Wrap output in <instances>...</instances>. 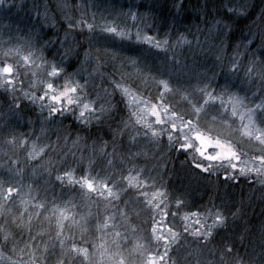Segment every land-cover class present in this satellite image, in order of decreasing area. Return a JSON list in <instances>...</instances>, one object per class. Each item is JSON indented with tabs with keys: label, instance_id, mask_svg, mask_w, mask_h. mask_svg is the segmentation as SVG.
I'll return each mask as SVG.
<instances>
[{
	"label": "trees",
	"instance_id": "16d2710c",
	"mask_svg": "<svg viewBox=\"0 0 264 264\" xmlns=\"http://www.w3.org/2000/svg\"><path fill=\"white\" fill-rule=\"evenodd\" d=\"M92 7L83 9L85 19H92L97 25H102L101 20L112 23L115 21L120 26H126V21L129 24L133 23L127 15H116L115 9L106 8L107 3H101V0H91ZM119 7L132 5V10H137L140 13H148L150 17L149 28L151 32H156L160 40L168 39L172 43V47L168 51H162L156 48H147L148 46L143 42L139 43L137 40H128L117 37L115 34L104 32L97 27L94 31L88 30H72L67 29V23L64 19V12L56 7V0H30V7L26 8L25 13L16 12V8L23 3V0H12L9 4V12L7 14L8 20H12L15 26L26 27L27 31L37 30L33 34L32 41H28L22 37L15 35L12 40L3 41L0 38V47L22 48L23 52L32 51L36 56H43L49 64L54 62L63 72L61 75L70 77L74 83L86 85L87 89L82 87L86 98L91 99L96 105L97 110L91 117V122L80 123L78 121L72 122V126L68 129L64 127V122L70 119V116L61 118L60 116H53L46 123L44 116L48 113L37 110V106L31 100L23 96V89L18 85L15 95L8 90H0V121H6L7 126L15 127L20 131L32 133L30 128H34L37 132L42 125L47 126L48 130H56L61 133V140L63 144L70 143L73 131L79 137L87 139L85 145L91 148L92 137L89 132L100 131L102 122L106 119L112 126L108 140L118 142L119 144L132 143L129 136H137L139 141L146 142V148H142V155L133 158L134 152L132 149L126 152L123 148H118L119 154L123 155L124 159L120 162H115L114 172L121 168L129 170L128 166L131 163L137 164L140 169H144L146 173H152L154 180L160 182L159 187L167 192V196H163L168 201L170 209L178 210V206L169 199L171 195L184 196L187 198V208L179 211V214L191 211H213L219 209L227 217L226 224L218 229L212 245L197 248V242L191 238L182 242L177 246L172 256V261L175 264H264V185L258 179L248 177H241L239 182H235L231 175L229 179H223L219 173L224 170L213 168L205 173L199 168L193 166L191 152L179 150L178 141H169L167 133L164 132L159 141H154L151 137H144L143 133H136L131 131L130 125L125 128V123L129 120V112L126 107L127 96L115 90L112 86V79L119 82V76L122 74L123 68L121 59L137 58L140 63L147 69L153 72L157 82L169 81V87H176L179 90H192L198 83H211L213 88L229 84L231 86L244 88L242 77L231 75L227 70L228 57H231L235 50H244V45L248 40L252 41L251 47L248 48V54L253 56L264 57V0H115ZM83 0H76L79 5ZM1 6H6L1 4ZM45 5L48 6L50 15H54L56 24L51 27V21H46L42 15L38 17L37 13H43ZM139 8H136V6ZM227 7H232L237 10L243 9L244 15L235 13H228ZM142 9V11L140 10ZM81 9L79 7L73 11L72 15L78 16ZM123 11V10H121ZM102 12V13H101ZM40 23V24H38ZM115 25V24H114ZM116 26V25H115ZM40 29L42 31H40ZM40 31V32H39ZM67 34V39L65 38ZM180 36L185 37L189 43L179 44L175 43ZM162 47H166L162 45ZM91 51L95 55V59H86V53ZM145 51V52H144ZM108 53L105 55V53ZM224 56H221V53ZM112 53L117 54L118 60L111 59ZM100 56L102 67L97 73L95 69L96 56ZM173 61V65H168L166 58ZM4 59H12L14 62L20 61L19 56L4 57ZM180 60V61H179ZM22 63V62H21ZM39 64V60H37ZM193 66L189 71L192 73L193 82L191 85L186 84L185 76L188 69L185 66ZM23 65L18 64L19 78L24 81L23 88H27L32 79L33 74L31 70L26 72ZM40 75L36 76L37 80L48 81L49 75L46 74L48 67H40ZM127 72V69H124ZM20 75H27L26 78H21ZM187 78V77H186ZM61 78H54L55 85ZM88 82V84H87ZM131 88L140 94L148 97L153 103H165L171 106L172 111L178 110L180 113L190 112L191 106H198L195 100L188 98V103H185L182 96L170 95L169 92L161 84L157 87L156 83L152 81L144 82L143 86L137 88L128 83ZM42 83H38L34 91L39 95L44 91ZM20 92V95L18 94ZM108 92V93H107ZM23 100L22 108L15 110L12 105L19 99ZM191 105V106H190ZM218 105L211 106L210 110L215 112ZM19 112L28 114V119L34 115L39 120V124L29 126L23 122ZM215 115V113H213ZM225 113H221L223 117ZM192 117L186 116L185 119ZM219 118V117H217ZM196 121L195 119H193ZM207 127H214L217 132H212L213 135L219 136L222 139L225 136H231L233 141L241 139L240 133L232 128H227L223 123L215 125L210 120L204 121ZM201 129L203 124H200ZM204 130V131H205ZM232 131V132H231ZM216 133V134H214ZM112 137L114 139H112ZM67 138V143H65ZM55 147L56 145L53 144ZM65 150L67 146L62 145ZM254 147V146H249ZM88 149V150H89ZM248 150L247 147L244 148ZM145 150V152H144ZM250 155H255V148ZM152 162H156L154 165ZM151 163V168L146 169V165ZM198 163V162H197ZM98 165V164H97ZM133 165V164H131ZM99 166V165H98ZM85 169H88L87 160H85ZM110 175V174H109ZM124 175V174H123ZM238 175V174H237ZM125 176V175H124ZM47 179V178H45ZM43 178L41 183L43 184ZM119 180V176L117 177ZM154 182V183H155ZM32 183V181H29ZM66 184V183H65ZM53 181L51 185H46L49 188V196L59 194V197L65 198L70 189L61 191V187L55 186ZM72 195H74L72 193ZM135 195H137L135 193ZM125 201L128 202L130 209L138 207V213L141 214L130 223L135 224L136 227L148 228L149 214L145 210H141V205L135 197L126 196ZM77 198L74 203L78 207H82L83 203ZM78 203V204H77ZM104 202H99L94 206L96 213L93 211V216L97 220L102 216V209ZM99 208V212L97 211ZM77 209V208H76ZM104 209V208H103ZM122 211L126 208L121 207ZM25 209H20L17 215L23 214ZM28 211H31L29 207ZM137 211V210H136ZM13 212L16 209L13 208ZM48 215V213H44ZM99 217V218H100ZM27 221V217H24ZM33 217V222L35 221ZM171 221L172 218H171ZM176 222V219L175 221ZM43 227L34 228L33 234L37 231H50L47 223L41 218L40 221ZM177 230L181 228L176 227ZM78 228L73 227L70 233L76 232ZM143 232V231H141ZM140 232V233H141ZM139 233H136V235ZM147 235V232L145 233ZM2 235V234H1ZM30 239L27 231L15 234L14 239H10V243L21 244L20 242H28ZM232 245L234 254H225L221 258L220 253L223 252L226 245ZM238 254V255H236ZM17 260V257H16ZM16 260L14 264L16 263Z\"/></svg>",
	"mask_w": 264,
	"mask_h": 264
},
{
	"label": "snow or ice",
	"instance_id": "6c2138e0",
	"mask_svg": "<svg viewBox=\"0 0 264 264\" xmlns=\"http://www.w3.org/2000/svg\"><path fill=\"white\" fill-rule=\"evenodd\" d=\"M56 7L64 12V19L69 31L86 29L92 32L99 27L104 32L115 34L119 38L142 41L162 51H168L172 47V43L168 39L157 40L155 36L146 34L152 33L149 28L150 17L148 13L142 14L137 10L128 9L126 15L133 22L131 27L120 26L114 20L111 22L116 26H109L88 22L93 20L85 19L84 4L77 5L76 0H57ZM77 7L81 9L80 14L74 16L72 13ZM226 11L239 15L245 14L243 9L237 10L232 7H227ZM37 15L38 17L42 15L46 21L50 20L51 27L55 26L56 20L54 15H50L47 5H45L44 12H38ZM65 38L67 39V34ZM175 43L179 45L189 42L185 37L180 36ZM162 45L166 47H162ZM251 45L252 41L248 40L243 51L235 50L231 57H228L226 65L231 75L242 77L243 83L246 85L244 88L229 84L213 88L211 83H198L192 90H179L175 86L170 88L171 80L157 82L156 77L159 75L154 76L153 72L142 65L139 59L125 58L119 60L123 64L122 74L119 76V82L112 79L111 83L115 90L119 89L123 97H130L133 104L136 103L137 98L131 94L129 88L123 87V84L128 83L139 88L143 86L144 82L152 81L157 84V87L162 84L170 95L179 94L182 96L183 93H187V96L183 97L185 103H188V98L191 97L198 105H190L191 111L184 113H180L178 110L172 111L171 106L165 107V113L171 111L167 121L161 119V112L155 105L150 109L146 107L142 111L145 114L151 112L156 117L161 130H155L143 117L135 121L130 118L125 123V128L131 125L132 129L138 132L136 125L144 123L148 129L143 133L144 137L150 136L152 140L159 141L164 134L162 126L168 124L170 128L167 138L169 141H179L177 145L179 150H192L194 155L211 162L205 164L193 160L195 168L207 173L213 168L223 167L225 170L219 174L225 180L229 179V175H231L235 182H239L241 177L255 174L260 178V183L264 184V57L249 55L248 48ZM107 54L106 52L105 55ZM224 55L222 52L221 56ZM15 56H19L20 61L14 62L12 59H4V57ZM91 56V51L86 53V59L91 58ZM111 59L117 61V54L112 53ZM37 60H39V67H48L49 76L57 77L62 74L63 69L58 65L54 62L49 64L43 56H36L32 51L25 53L19 48H9L0 52V90H8L15 95L19 85L23 89V96L28 100L35 102L50 100L47 123L51 117L60 113L61 109L57 105L66 97L69 104L73 103L72 95L78 93L84 85L68 81L67 87L57 90L53 82L41 81L40 83L43 84L45 90L39 95L36 91L26 90L27 88H23L24 81L19 78L18 64L22 62L23 66L31 70V67L37 64ZM101 67L102 61L97 55L94 70L99 73ZM124 69H127V72H124ZM36 86V83L32 85V87ZM22 105L23 100H17L12 108L19 110ZM213 105H218L215 112L210 110ZM96 108V104H84L80 113L81 117L89 111H95ZM213 113L216 117H220L221 113L238 117L241 123L237 132L240 133L242 129L241 139L233 141L231 136L220 139L218 136L200 131L197 125L203 124V127L207 128V124L203 122L213 119ZM186 116L192 118L185 119ZM222 118L227 120L228 116L225 115ZM193 119L196 120V123H193ZM29 131L32 133L31 135L15 127L7 126L6 121H0V234H2L0 238L6 242L14 239L15 234L19 232H28L30 239L25 243V248L28 249L29 259L26 262H20V264H37V262L49 264V257L52 258V264H93V257L89 253V248L80 246L88 243L84 233L90 214L79 212H74L71 215L66 214L69 207L76 208L78 206L74 203L76 197L87 208L88 203H91L93 192L100 197H103L104 193L107 192L108 196L112 198L104 203V213H111V215L103 214L100 217L104 222L98 225V230L103 232L109 227L113 230L123 227L125 229L123 233L113 231L112 235L115 239L127 240L128 232L136 234L145 231L144 228L133 227L130 223V218L135 220L141 213H138L135 208L130 209L128 207V203L125 202L126 196L135 197L142 206L141 210L148 212L147 236L134 235V239L143 238L147 241L144 245L137 243L133 249L140 257V264H175L170 253H173L177 246L188 238L197 242L198 249L212 245L218 229L227 222V217L223 212L216 209L213 211L206 210L203 215L199 212L191 213L192 216L196 217L194 225L189 223L177 225L174 221L179 217V211L188 207L187 198L171 195L169 199L178 206V210L176 213H170L167 207L168 201L159 199L162 196H167L168 193L155 191L147 200L148 207H146L144 201L149 193L141 191L143 182L139 180L140 168L134 169L138 174L136 177H133L131 173L125 177L123 173L127 172L128 169L114 172L117 157L115 153H108L106 146H101L98 150L93 147L89 151L90 155L87 156L77 155V153H84L77 151L78 146L84 142L83 137L77 136L71 141V147L65 150L59 146V138H57L55 147L50 142L47 137L48 128L46 124L42 125L38 132L34 128H30ZM173 133H175V139ZM181 133L183 134L181 135ZM137 138V136H129V140L133 143L137 141ZM65 143H67V138H65ZM245 147L248 148L247 151H244ZM254 148L255 155L253 156L250 153L254 151ZM141 154L137 152L132 156L135 158ZM101 157L105 158L103 163L107 169L106 174H110L109 182L115 183L118 192H113L108 183H103L94 188L93 182L89 179L84 177H81L80 180L75 179L76 172L84 171L85 160H87L88 168L95 172L98 166V158ZM242 157H248L252 166H248V162ZM128 163L132 164L131 161ZM118 176L119 180H117ZM41 178H43V184ZM53 181L61 187V191L70 189L74 195H70L67 200L63 197L49 196V188L46 185H51ZM160 185L162 184L156 180V183L151 187L157 188ZM85 188L92 190V192L86 193ZM135 193H139V195H135ZM34 201L35 203H33ZM121 204L127 211L121 210ZM29 207H31V211H28ZM152 207L158 210L156 216H159V219L151 214ZM13 208L16 209L15 213ZM21 208H24L25 211L23 214L17 215ZM97 211L99 212V208ZM44 213H48V215H44ZM170 215L173 217V222L168 221ZM76 216H79L80 219L77 220ZM24 217L28 218L27 221ZM33 217L36 218L34 222ZM41 218L47 223L50 231H37L33 234L34 228L43 227L40 223ZM208 219H211V224L207 223ZM189 220L190 215L185 213L183 221ZM65 221H68L67 226ZM177 226L181 227L180 231H175ZM73 227L79 229L81 233L79 239L75 235L66 234V232H71ZM37 241L41 243H37ZM98 247H103V245H98ZM21 253L25 254L24 249H21ZM37 253L39 255H36ZM225 254H234L232 245L225 246L223 252L220 253L221 258ZM0 258H3L2 255ZM114 264H133V262L120 255ZM237 264H240L239 260Z\"/></svg>",
	"mask_w": 264,
	"mask_h": 264
},
{
	"label": "rangeland",
	"instance_id": "374dc122",
	"mask_svg": "<svg viewBox=\"0 0 264 264\" xmlns=\"http://www.w3.org/2000/svg\"><path fill=\"white\" fill-rule=\"evenodd\" d=\"M11 1L12 0H0V3L1 4H9V3H11ZM56 2H57V0H56ZM81 3L84 4V8L83 9H86L85 6H87L88 9L92 7V1L91 0H83V2H80L79 4H81ZM101 3H103V4L107 3L108 6L106 8L115 9L114 11H115L116 15H118V14L126 15L128 9L135 8V7H132V5L129 6V4H128L127 7H124L125 3H123V6H122L123 8H121V7H119V5L116 3L115 0H101ZM28 7H30V0H23V3L20 4L18 6V8H16L15 10L18 13H21V12L25 13L24 11H26V8H28ZM136 8H138V7L136 6ZM9 10H10L9 5H6L4 7L0 5V38L3 41H6V40L9 41V40H12L15 35H18V37L24 38L25 41L26 40L32 41L33 40L32 36H33L34 33H36L37 30L27 31L26 27L15 26L13 21L12 20H8V18H7V14L9 12ZM121 10H123V11H121ZM140 10L142 11V9H140ZM103 20L104 19L101 20V24L102 25L107 24L109 26H115L114 24L109 23V22H105ZM38 24H40V23H38ZM40 31H42V30L40 29ZM146 34H150V33H146ZM150 35H153V34H150ZM153 36H155L157 40H160V38L157 37V35H153ZM9 48L10 47H0V52H3L4 50H7ZM19 49H22V48H19ZM31 51H35V50L32 49ZM92 56L95 58V55L93 53H92ZM166 61H167L168 65L169 64L173 65L172 59L167 57ZM20 64L23 65L22 63H20ZM38 65L39 64H36V65H33L31 67V72L33 74H35L36 76L40 75L39 74L40 73V70H39L40 67ZM185 67L188 69V72H186V76H185V80L187 79L186 80V84L187 85H191L194 78L192 77L193 74L189 73V71L194 68V65L193 66H189L188 65V66H185ZM23 69L24 70L26 69V72H29V70H30L29 68H28L29 69L28 70L26 67H23ZM48 71H46V74L48 73ZM33 74H31L32 75V79L30 81V84H28V89H29L30 92L34 91L35 87H32V85L34 83L38 84L41 81H44L42 79L37 80L36 77ZM20 77L21 78H26L27 75H23V76L20 75ZM59 77L61 79H60L59 82L57 81V83H56L57 85H55L57 90L64 89L65 87H67V82L73 80L70 77L68 78L66 75L65 76L61 75ZM49 78L50 79L48 81H51V82L55 83L54 78H57V77L49 76ZM71 82H73V81H71ZM84 86H86V85H84ZM123 87L129 88L131 94L137 98V101H136L135 104H133L130 101V97H128V96H127V99L125 100L126 101V107L128 109V111H126V112H129V118L128 119L132 118V120L135 121L138 118L143 117V119L146 120L148 124H151L155 130H157V131L161 130L160 129V125L158 124V121L156 120V117L153 116L151 114V112H148L147 114H145L144 111H142V110L145 109L146 107L150 109L153 105H155L157 107V109L161 112V119L167 121L169 119L170 115H171V111H169L168 113H165L164 112V108L165 107H169V106L167 104H165V103H153L151 100H149L144 95L140 94L139 92H137L135 90H132L131 87L128 86V85L127 86L123 85ZM18 94L20 95V92H18ZM22 98H24V97L21 96V99ZM72 99H73L74 102L71 103V104L68 103V98L66 97V98H64V100L61 103H59L57 105L61 109V111H60L61 113H59V116L61 118H65L68 115L70 116V119H68V121H65L64 124H63L66 129L70 128L72 126L71 125L72 122H74V121H80V123L81 122H89V121H91V116L95 115V113H93L94 111L87 112V114L84 115L83 117H81V115H80L81 111L83 110V105L84 104H90V103L91 104H95L91 99L86 98L85 94L83 93V90H81L80 92H78L76 94H73L72 95ZM32 102L38 104L40 106L41 110H43L44 108H48V105L51 103L50 100H46V103L44 101H42V102L32 101ZM96 110H97V108H96ZM215 120L218 121L219 123L221 122V123L227 125V128H232L233 130H237V129L240 128V123L241 122H240L239 118L238 117H231L230 114L228 115V119L227 120L223 119L222 117L217 118L215 115H213V119H210V121L213 122L214 125L216 124ZM233 121H235V123H233ZM107 122L108 121L106 119L103 120L102 123L104 125H100L101 126V130L100 131H93L92 133L91 132L88 133V134H91V137H92L91 148L89 149V147L87 145H85L86 142H83L82 145L78 146L77 151H82L84 153H77V155H85V156H87V155H90L89 151L93 147H95L98 150L99 147L106 146L108 153H115V155L117 157L115 162H120L121 163L123 161L124 157H123V155L119 154V152L117 151L118 148H123L126 152H128V151L131 150V146L129 144H119L118 142H115V140L113 142L109 141L110 139L108 140L107 136L110 135L109 133H110V129L112 128V126L110 125V123H107ZM193 123H196V121L193 120ZM245 123H246V121H245ZM137 126H136V128L139 130L138 132L136 130H133L131 125H130L131 131L136 132V133H143L144 130H148L145 127L144 123H139V124H137ZM162 127H163V133L166 132L168 134V130L170 128V125L165 124ZM197 127L199 128L200 131L206 132L205 129H201L202 127L200 126V124H198ZM206 133H209V134L213 135L212 132H206ZM182 134L183 133H181V135ZM71 135H72L73 139H75L77 137L75 131H73V133ZM216 135H213V136H216ZM239 135L242 137V129H241ZM60 136H61L60 132H56V130H54V129H53V131L52 130H48L47 137H48V139L50 140V142L52 144L56 145L57 144V138H59V146L61 148H63L62 145H65L68 148H70L71 147V142L67 143V144H63V141L61 140L62 136L61 137ZM173 137L175 139V133H173ZM219 138L222 139L221 137H219ZM112 139H114V138L112 137ZM84 141H87V139H84ZM174 142H177V141H174ZM137 143H140L141 146L146 148V146L144 145L146 142L139 141ZM189 151L191 152V155L193 157H196V159L192 158L191 161L195 160L198 163H205V164H210L211 163V162L203 160L198 155H194L192 150H189ZM245 151H247V149H245ZM144 152H145V150H144ZM104 159H105L104 157L98 158L97 164L99 166H97V169H96L95 172H92L91 170H88V169H84L83 172H76L75 173V179L76 180H80L81 177L89 179V180H91L93 182L94 188L100 186L103 183H108L109 188L113 192H118L119 190L116 188L115 183L114 182H109V174H106L107 169H106V166L103 163ZM242 159H244L246 162H248V166H252L250 161L248 160V157H242ZM152 163L154 165H157L156 162H152ZM132 164L133 165L130 166V169L127 172L123 173L125 175V177L129 173H131V175L133 177H136L138 175L134 171V169L136 167H138L137 164H135V163H132ZM241 166L243 167L244 165H241ZM256 166H258V165H256ZM146 167H147L146 169H150L151 168V163L148 164ZM119 169H121V168H119ZM140 170L141 171L139 173V180L143 182L141 184V191L149 193V196L146 197L145 201H144L145 206L148 207L147 206V200L151 198V193H153L155 191L164 192V190L162 188H160L159 186L157 188L151 187V185H153L154 182H155L153 172L152 173H146L144 171V169L143 170L140 169ZM219 170H225V169L223 167H221V168H219ZM249 178L258 179L260 181V178L257 177L255 174L250 175ZM65 183H67V182L65 181ZM55 186L60 187L59 185H55ZM84 191L86 193L87 192H92V190L87 189V188H85ZM136 194L139 195V193H136ZM53 195L59 197V194H53ZM70 195H72V193H68L67 196L64 199L65 200L69 199ZM76 198H77V200L79 199L78 197H76ZM111 199L112 198L108 196L107 192L104 193L103 197H100V196H98L97 194H95L93 192L92 196H91V203H88L87 208H85L84 203H83L81 208L77 206L76 207L77 209L76 208H71V207H69L67 209V213L66 214H69V215H71L74 212L89 213L90 214L88 216V223L85 226L86 227V232L84 233L85 239L88 241V243L82 244L80 246L89 248V253L93 257V264H114V261L119 259L120 255H122L124 257H127V259L129 261L133 262V264H140V257H139L138 254H136L133 251V249H134V246L137 243H139L141 245L146 244L147 241L145 239H143V238L134 239V235H136V234H132L131 232L127 233V235H128V239L127 240H125L123 238L115 239L114 236L112 235L113 231H119V232L123 233V232H125V229L123 227L117 228L115 230H113V229H111V227H109L108 229H105L103 232L98 230V225L103 223L104 221L101 218H99L100 216L98 217L97 220L94 218L93 211L95 213H96V211H95V209L93 207L98 205V203L100 201L105 203V201L111 200ZM159 199L165 200L163 196L160 197ZM33 203H35V201ZM113 203H116V201H113ZM120 207H124V205L121 204ZM167 207H168V205H167ZM103 208H104V205H103L102 209H100V212L103 211L102 214L111 215V213H104V209ZM141 208H142V206H141ZM22 209H24V208H22ZM135 209L137 210V212H138V210H140V209H138V207H135ZM123 211H126V210H123ZM157 211H158L157 209L152 207V213L151 214L156 219H159L160 217L156 216V212ZM168 211L170 213H176L177 212V210H175L173 208L170 209L169 207H168ZM100 212H99V214H100ZM194 212H199L201 215H203L205 213V211H194ZM194 212L193 211H191L190 213L189 212H185V213H188L190 215V220L187 221V222L183 221V216L185 215V213L179 214V217L176 218V222L175 223L177 225H182L184 223H189V224H193L194 225V221H195L196 217L191 215V213H194ZM129 216L131 217V214H129ZM171 218L173 220V217L170 215L168 217V221L169 222H173V221H171ZM76 219L79 220L80 217L76 216ZM130 221H132L131 218H130ZM211 222H212L211 219H208L207 223L211 224ZM202 223H203V221H202ZM67 224H68V221H65V225L66 226H67ZM132 225H133V227H136V223L132 224ZM177 227H179V226H177ZM179 228H181V227H179ZM175 231H180V230H177L175 228ZM146 232H147V228L145 229L144 232H141V233H139L137 235L139 237H143L144 235L147 236L145 234ZM66 234L75 235L77 239H79L80 235H81L79 229L76 232H73V233L66 232ZM0 237H2L1 234H0ZM20 243L21 244L10 243V241H6L5 242V241L2 240V238H0V255H2V257H3V258H0V264H14V262L16 260V257H17V260H16L15 264H20V262L28 261V259H29V256L27 255L28 249L25 248V243L26 242H20ZM37 243H41V242L37 241ZM98 245H103V247H98ZM21 249H24V253L25 254L21 253ZM36 255H39V253H37ZM37 264H39V262H37ZM49 264H52V258L51 257H49Z\"/></svg>",
	"mask_w": 264,
	"mask_h": 264
},
{
	"label": "bare ground",
	"instance_id": "6f19581e",
	"mask_svg": "<svg viewBox=\"0 0 264 264\" xmlns=\"http://www.w3.org/2000/svg\"><path fill=\"white\" fill-rule=\"evenodd\" d=\"M130 166H132L131 164L128 166V168H130ZM121 169H118L117 171H120Z\"/></svg>",
	"mask_w": 264,
	"mask_h": 264
}]
</instances>
